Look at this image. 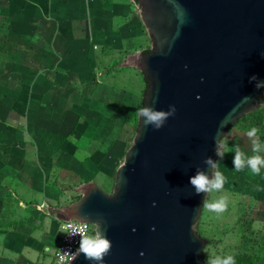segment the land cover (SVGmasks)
<instances>
[{
  "label": "water",
  "instance_id": "95a60500",
  "mask_svg": "<svg viewBox=\"0 0 264 264\" xmlns=\"http://www.w3.org/2000/svg\"><path fill=\"white\" fill-rule=\"evenodd\" d=\"M132 1L150 48L126 65L144 76L141 109L166 117L145 126L138 112L111 194L87 182L76 201L51 212L110 241L102 264H205L195 225L207 193L197 195L190 178L212 180L206 160L216 162L217 141L264 98V0ZM70 264L101 262L81 253Z\"/></svg>",
  "mask_w": 264,
  "mask_h": 264
},
{
  "label": "crops",
  "instance_id": "0c3cea01",
  "mask_svg": "<svg viewBox=\"0 0 264 264\" xmlns=\"http://www.w3.org/2000/svg\"><path fill=\"white\" fill-rule=\"evenodd\" d=\"M149 43L132 0H0V264H51V211L101 186Z\"/></svg>",
  "mask_w": 264,
  "mask_h": 264
},
{
  "label": "rangeland",
  "instance_id": "374dc122",
  "mask_svg": "<svg viewBox=\"0 0 264 264\" xmlns=\"http://www.w3.org/2000/svg\"><path fill=\"white\" fill-rule=\"evenodd\" d=\"M149 48L150 45L146 50ZM128 59L121 64H127ZM140 75V84L134 86V97L127 101V108H122L124 114L114 128L118 130L117 146L113 148V153L96 157L104 167V171L97 169L96 174L99 187L106 194L112 193L116 170L122 164L136 132L138 112L143 106L146 89L144 76ZM254 127L258 129L257 137H247V132ZM257 138L260 143L258 154L264 157V104L240 118L221 141L223 147L220 146L219 151L223 155H218L215 164L227 180L221 192L207 193L204 201L211 202L226 195L229 206L220 215L202 207L195 229L207 242L202 249L205 264L211 258L227 255L234 256L236 264H264V167L260 175H253L247 167L236 171L233 164L235 147L239 146L245 157H251L254 155L252 141ZM47 210L45 208L44 211Z\"/></svg>",
  "mask_w": 264,
  "mask_h": 264
},
{
  "label": "clouds",
  "instance_id": "9594fccd",
  "mask_svg": "<svg viewBox=\"0 0 264 264\" xmlns=\"http://www.w3.org/2000/svg\"><path fill=\"white\" fill-rule=\"evenodd\" d=\"M261 87L257 84V88ZM249 99L245 97V100ZM147 117L144 121V125L147 126L149 123H155L156 127L159 128L162 121L165 119L166 114L163 112H153L149 109H141L139 115ZM258 129L252 128L247 132V137L253 138L257 137ZM221 147L223 144L221 141H217ZM235 157L233 160L234 169L236 171H241L245 167L249 168L253 175H260L261 168L264 167V157L259 155L260 143L258 138L252 141V151L254 155L251 157H245V154L240 150L239 146L235 147ZM218 155L222 156L223 153L218 150ZM206 163L211 165L214 171V178L209 180L208 177L203 172H198L197 175L190 178V183L195 187L196 194L199 195L201 192L211 193V192H221L224 188L227 178L222 172L217 170V165L209 158ZM229 206V198L226 195H222L219 198L208 202L204 201L203 207L208 211L216 213L217 215L223 214ZM84 227L77 226L80 232H84ZM73 228L71 224L65 225L64 229ZM73 235L77 234L76 230H73ZM111 244L110 241L101 235L99 230L95 231L94 235L84 234L79 242V250L76 252H70L72 260L76 259L79 254H83L87 260L103 262L104 257L109 253ZM208 264H236L235 258L232 255L227 256H216L208 260Z\"/></svg>",
  "mask_w": 264,
  "mask_h": 264
},
{
  "label": "built area",
  "instance_id": "2783aa9c",
  "mask_svg": "<svg viewBox=\"0 0 264 264\" xmlns=\"http://www.w3.org/2000/svg\"><path fill=\"white\" fill-rule=\"evenodd\" d=\"M43 208V206L41 207ZM60 221V230L61 234L58 239V244L55 250L51 264H70L72 261L70 252H76L79 250V242L84 234L94 235L95 227L90 223H80L78 221ZM71 224L73 228L65 231L64 226ZM87 227L84 229V232H80L77 226ZM76 230L77 234L73 235V230Z\"/></svg>",
  "mask_w": 264,
  "mask_h": 264
},
{
  "label": "trees",
  "instance_id": "16d2710c",
  "mask_svg": "<svg viewBox=\"0 0 264 264\" xmlns=\"http://www.w3.org/2000/svg\"><path fill=\"white\" fill-rule=\"evenodd\" d=\"M148 51L149 50H145L144 52H143V54H146V53H148ZM144 95H145V92H144ZM263 101V100H262ZM143 102H144V100H143ZM262 103V102H261Z\"/></svg>",
  "mask_w": 264,
  "mask_h": 264
},
{
  "label": "flooded vegetation",
  "instance_id": "af4514ba",
  "mask_svg": "<svg viewBox=\"0 0 264 264\" xmlns=\"http://www.w3.org/2000/svg\"><path fill=\"white\" fill-rule=\"evenodd\" d=\"M263 100V101H262ZM262 102V103H261ZM264 104V98H262L261 100H260V105H263Z\"/></svg>",
  "mask_w": 264,
  "mask_h": 264
}]
</instances>
